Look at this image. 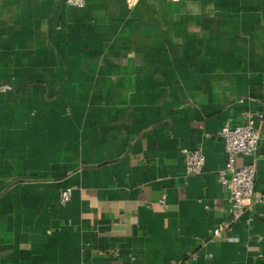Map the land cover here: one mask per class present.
<instances>
[{"label": "crops", "instance_id": "crops-1", "mask_svg": "<svg viewBox=\"0 0 264 264\" xmlns=\"http://www.w3.org/2000/svg\"><path fill=\"white\" fill-rule=\"evenodd\" d=\"M245 110L264 0H0V264H264V123L251 225L218 180Z\"/></svg>", "mask_w": 264, "mask_h": 264}, {"label": "built area", "instance_id": "built-area-1", "mask_svg": "<svg viewBox=\"0 0 264 264\" xmlns=\"http://www.w3.org/2000/svg\"><path fill=\"white\" fill-rule=\"evenodd\" d=\"M65 2L77 9H82L87 4V0H65ZM263 123L264 111L245 110L241 113V119L238 123L234 125L226 123L216 133V136L223 140L227 154L225 167L218 173L219 183L226 187L230 194V219L224 228H229L244 217L248 225H251L254 220L252 212L256 203L255 181L257 173L255 156L259 149ZM244 157L251 158V162L239 166L237 164L238 159ZM183 159L188 174L199 175L203 172L206 158L201 149H184ZM71 194V189L64 191L61 203L69 202ZM260 200L264 202V197ZM160 204L165 208L168 206L166 196L162 197ZM246 216L248 217L246 218ZM221 233V228L213 230L214 237H220ZM189 259L180 264H191L196 257L192 256Z\"/></svg>", "mask_w": 264, "mask_h": 264}]
</instances>
